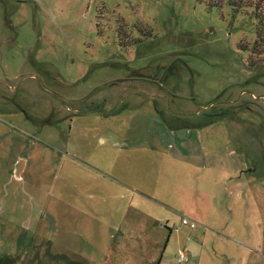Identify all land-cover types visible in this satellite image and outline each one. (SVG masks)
Returning <instances> with one entry per match:
<instances>
[{"label": "rangeland", "instance_id": "374dc122", "mask_svg": "<svg viewBox=\"0 0 264 264\" xmlns=\"http://www.w3.org/2000/svg\"><path fill=\"white\" fill-rule=\"evenodd\" d=\"M118 15L131 36L137 19L152 34L121 47ZM254 37V19L228 4L0 0V107L29 127L59 119L71 153L95 163L129 142L118 171L153 195L146 233L144 215L127 243L147 245L141 264H264V64L248 67L239 47ZM20 147L10 142L6 162ZM19 244L0 242V264H99L96 240Z\"/></svg>", "mask_w": 264, "mask_h": 264}, {"label": "crops", "instance_id": "0c3cea01", "mask_svg": "<svg viewBox=\"0 0 264 264\" xmlns=\"http://www.w3.org/2000/svg\"><path fill=\"white\" fill-rule=\"evenodd\" d=\"M2 107L0 242H5L8 248L17 243L15 250H21L19 241L24 242L29 235L50 244L53 250H59L67 239L96 240L99 256L93 262L116 264L112 254L119 251L122 255L126 252L133 264H141L146 258L147 245L134 248L127 247V243L140 240V234L131 231L144 215L143 231L146 233L150 225L147 219L152 216L142 210L143 199L153 195L118 171L123 158L119 146L124 140L110 145L109 154L103 153L100 163H95L89 161V157L71 153L69 133L65 132L58 117L57 121L40 124L30 119L32 127H29L25 118L13 120L7 116L12 114L11 109ZM11 141L21 147L6 162L4 153ZM28 144L33 149L27 157L22 150L27 152ZM96 151L93 149L89 156ZM22 172L24 177H20ZM33 180L35 184H32ZM109 211L115 217L109 218ZM109 227L112 229L110 234ZM123 243L125 248L119 250ZM75 262L82 263L81 260ZM148 264L154 263L148 260Z\"/></svg>", "mask_w": 264, "mask_h": 264}, {"label": "trees", "instance_id": "16d2710c", "mask_svg": "<svg viewBox=\"0 0 264 264\" xmlns=\"http://www.w3.org/2000/svg\"><path fill=\"white\" fill-rule=\"evenodd\" d=\"M203 2L209 8H219L224 4L231 6L234 12L244 11L248 16L254 19L255 37L251 44L244 43L241 49L249 50L247 66L257 69L264 64V0H196ZM135 27L141 35L131 36L128 24L122 15L116 18L117 41L121 47H127L142 38L152 34V28L142 19H137ZM98 30V29H97ZM101 33L100 30H98Z\"/></svg>", "mask_w": 264, "mask_h": 264}, {"label": "built area", "instance_id": "2783aa9c", "mask_svg": "<svg viewBox=\"0 0 264 264\" xmlns=\"http://www.w3.org/2000/svg\"><path fill=\"white\" fill-rule=\"evenodd\" d=\"M184 253L185 252L183 250L180 251L179 256H178L179 260H182Z\"/></svg>", "mask_w": 264, "mask_h": 264}]
</instances>
